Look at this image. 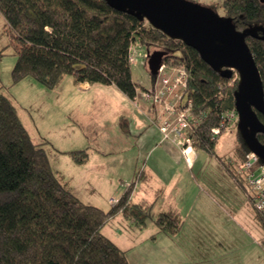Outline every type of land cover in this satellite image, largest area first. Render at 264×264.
I'll list each match as a JSON object with an SVG mask.
<instances>
[{
    "label": "trees",
    "instance_id": "obj_1",
    "mask_svg": "<svg viewBox=\"0 0 264 264\" xmlns=\"http://www.w3.org/2000/svg\"><path fill=\"white\" fill-rule=\"evenodd\" d=\"M214 8L219 13L222 9L220 15L232 18L239 30L253 29L258 35L250 33L246 41L264 78V0H221ZM1 27L0 37L10 34L8 46L17 51L12 84L33 76L54 89L72 76L77 84L115 85L135 100L146 86L133 78L132 45L165 50L164 63L185 66L189 72L193 114L202 119L193 134L195 147L216 154L220 136L213 138L211 129L220 126L224 111L235 107L240 74L233 86L228 85L236 72L228 79L196 48L133 13L115 10L107 0H0ZM2 88L0 84V264H131L127 252L103 233L108 221L122 212L139 228L151 218L160 232L182 231L185 219L177 209L154 214V204L132 202L136 182L108 209L79 198L53 169L44 146L48 141L32 138L17 105ZM258 114L264 121V114ZM234 130L237 159L227 162L221 157L220 162L244 191L237 170L250 150L239 125ZM258 137L264 143V135ZM71 153L78 163L90 158L87 149ZM256 216L264 229V214L257 210Z\"/></svg>",
    "mask_w": 264,
    "mask_h": 264
},
{
    "label": "rangeland",
    "instance_id": "obj_2",
    "mask_svg": "<svg viewBox=\"0 0 264 264\" xmlns=\"http://www.w3.org/2000/svg\"><path fill=\"white\" fill-rule=\"evenodd\" d=\"M193 1L212 7L216 4L213 0ZM10 43V34L0 37V50H5L0 57L2 90L14 100L32 138L38 143L50 139L44 146L53 169L71 180L73 191L83 201L108 209L109 198L114 196L118 202L135 182L136 188L143 190L149 182L141 174L150 171L158 153L164 155L157 170L153 169L156 184L149 191L151 201L157 199L153 213L176 208L186 224L180 235L169 236L159 233L151 218L139 228L123 212L116 215L103 233L128 250L131 264H264V229L257 210L220 162L221 157L227 162L237 159L235 128L220 134L216 154L195 147L192 162L175 157L173 150L179 147L163 141V132L151 120L154 111L149 102L140 99L135 103L115 86L97 83L83 90L72 76L54 89L33 76L12 84L17 51L8 46ZM132 67L137 82L152 86L154 78L148 66L140 61ZM238 78L239 74L228 85L233 86ZM126 119L134 122L135 129L143 127L144 147L143 141L133 146L135 138L123 134ZM155 128L158 132H152ZM89 146L90 159L78 163L71 151ZM160 187H164L163 195L158 193ZM133 196L134 201H140L141 190Z\"/></svg>",
    "mask_w": 264,
    "mask_h": 264
},
{
    "label": "water",
    "instance_id": "obj_3",
    "mask_svg": "<svg viewBox=\"0 0 264 264\" xmlns=\"http://www.w3.org/2000/svg\"><path fill=\"white\" fill-rule=\"evenodd\" d=\"M116 10L135 14L147 20L171 38L196 48L203 60L228 79L240 74L239 88L235 92L239 112V129L249 150L256 152L264 163V143L258 135H264V78L255 54L246 41L253 29L241 31L234 20L224 17L212 6L191 0H107ZM264 39V35L261 36ZM148 67L156 77L165 50L149 55Z\"/></svg>",
    "mask_w": 264,
    "mask_h": 264
},
{
    "label": "built area",
    "instance_id": "obj_4",
    "mask_svg": "<svg viewBox=\"0 0 264 264\" xmlns=\"http://www.w3.org/2000/svg\"><path fill=\"white\" fill-rule=\"evenodd\" d=\"M144 45L133 44L130 51V63L137 66L140 61L148 66L150 54ZM189 72L184 66H170L163 62L154 78L152 86L139 91L135 103L146 100L154 111L151 120L163 132V141L170 140L181 150L187 161L192 162L195 148L193 134L202 122L201 117L193 114V99L189 96ZM220 126L212 128V137L216 138L224 130L236 128L240 117L237 107L223 112ZM238 166L239 173L245 183L244 193L252 199L257 210L264 214V163L256 152L248 151Z\"/></svg>",
    "mask_w": 264,
    "mask_h": 264
},
{
    "label": "crops",
    "instance_id": "obj_5",
    "mask_svg": "<svg viewBox=\"0 0 264 264\" xmlns=\"http://www.w3.org/2000/svg\"><path fill=\"white\" fill-rule=\"evenodd\" d=\"M219 1H221V0H213V2H215L216 4L217 3H219ZM96 84H91L90 82H86V83H81V84H78V87H80V88H82L83 90H87V89H92L94 86H95ZM110 86H115V85H110ZM116 87V86H115ZM124 93V92H123ZM124 95L126 96V94L124 93ZM127 97V96H126ZM128 98V97H127ZM130 100V99H129ZM124 123H126V127L125 128H123L122 130H123V134H125L127 137H128V139H133V138H135V141H133V142H131V144H133V146L135 145V143L137 144V142H141V141H143V147L145 146V144H144V129H143V127L141 126V125H138L137 126V129H135L134 128V125H132V124H134V122L133 121H131V120H128V119H126V120H124ZM29 129V128H28ZM30 131V130H29ZM158 132L157 131V129L155 128L154 130H152V132ZM140 133V135L139 134H137V133ZM31 134V133H30ZM140 137V138H139ZM46 140L45 141H48V143H49V141H50V139H48V138H45ZM51 142V141H50ZM142 143V142H141ZM140 143V144H141ZM146 143V142H145ZM160 143H157V146L159 145ZM91 146H89V147H87V148H80V147H78V149H87L88 150V152H90V150H89V148H90ZM78 149H73V150H78ZM72 150V151H73ZM103 151V150H102ZM174 151V153L176 154V155H174L175 157H178V158H182V159H184V156H183V153H181V151H180V148H176L175 150H173ZM106 153V152H105ZM159 155H158V158H157V160H155L154 162H152V168L150 169V171L148 172V173H142V179H143V177L145 176V180H147L148 182H149V184H147V186L146 187H143V190L141 189V188H139V187H137L136 188V186H135V191H134V193H133V195H135V192L137 191V192H139L140 190H141V200L140 201H134L132 198L134 197L133 195V197H131V199H132V202L133 203H140V204H142V205H145L146 206V204H154V206H155V202H157V199H156V201H154V202H152L151 201V198H150V196H149V191H153V189H154V186H153V184H156V181H155V175H154V171H153V169H156V167L158 168L159 166L157 165V163H158V161L160 160V159H162V158H164V155L163 154H161V152L160 153H158ZM90 159V158H89ZM157 170V169H156ZM58 173L61 175V173L58 171ZM62 177H63V175H62ZM64 178V177H63ZM64 180H66L65 178H64ZM67 182H70L71 180H66ZM155 181V182H154ZM71 183V182H70ZM72 186V185H71ZM144 191V192H143ZM164 191V187H160L159 189H158V193H160V195H163V192ZM76 193V192H75ZM78 196V195H77ZM79 197V196H78ZM79 198H81L82 199V197H79ZM157 198V197H156ZM117 199L118 198H116V197H112V198H109V200H110V202H111V206L117 201ZM83 200V199H82ZM159 200H161V196H159L158 197V201ZM86 202V201H85ZM86 203H88V202H86ZM90 204V203H89ZM97 205V204H96ZM110 206V207H111ZM100 207V206H99ZM105 209V208H104ZM170 209H172V207H170ZM174 209H176V208H174ZM179 212H181V210L179 211ZM181 214H182V212H181ZM183 217V216H182ZM183 219H184V217H183ZM185 224H186V220H185ZM185 224H184V226H185ZM184 226H183V228H184ZM183 228H182V231H183ZM182 231H180V233H179V235L181 234V232ZM159 233H164V234H167V233H165V232H160L159 231ZM167 235H169V234H167ZM171 235V234H170ZM169 235V236H170ZM158 237V236H157ZM112 238V237H111ZM113 239V238H112ZM117 244H119L115 239H113ZM120 245V244H119ZM121 246V245H120ZM128 250L126 249V252H127ZM129 255V254H128ZM129 257V256H128ZM129 260H130V257H129Z\"/></svg>",
    "mask_w": 264,
    "mask_h": 264
}]
</instances>
